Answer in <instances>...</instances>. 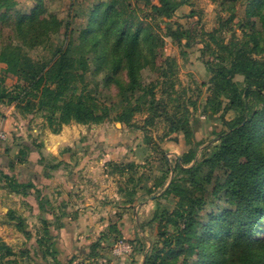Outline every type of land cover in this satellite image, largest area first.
Masks as SVG:
<instances>
[{"label": "rangeland", "instance_id": "374dc122", "mask_svg": "<svg viewBox=\"0 0 264 264\" xmlns=\"http://www.w3.org/2000/svg\"><path fill=\"white\" fill-rule=\"evenodd\" d=\"M80 1L57 0L50 5L48 1L49 12L64 20V25L62 28L55 27L53 35L43 44L32 43L24 46L34 61L51 59L56 48L66 44L67 35L63 28L66 23H71L77 28L74 42L81 43L78 39L82 28V25L78 28L80 18L68 20L72 11L80 10L83 5ZM151 1L159 3V0ZM232 2L188 0L173 17L159 19L163 28L164 44L153 61L141 70V77L137 81L140 88H136V94H147L146 104H138L133 99L131 107L127 108L126 101L131 92L125 94L116 85L108 82L111 76L109 69L96 68L93 54L101 51L96 47H101V43L96 40L94 43L87 36L82 50L86 54L89 71L85 74L81 87L84 91H91L101 104L108 108L109 115L98 125L71 123L70 133L73 138L87 139V145L84 142L80 148L81 160L78 163L83 182L88 172H92L96 178H101V183L108 187L109 192L105 193L104 198H100L97 208L93 207L91 211L83 210L82 207L76 209L74 206L60 207L56 204L51 205L53 207L50 211L45 212L48 206L46 207L44 200L40 201V198L44 199L41 189H36L34 198L38 201L37 214L26 200L28 195L20 194V200L14 202L21 204V211H10L21 219H12L9 212L0 219V241L4 244L3 252L7 255L2 260L3 264H145L146 257L154 249L164 248V238L167 233H173L176 227L168 223L169 214H165V219L161 214L165 211L172 214L176 209L177 199L164 195L160 188L149 191L167 169L164 156H168L175 164V158L180 154L198 150L200 161L204 154L209 155L212 149L220 144L215 142V139L225 130L222 113H214L210 109L217 105L218 98L222 100V97H217L214 74L204 62L211 59V51H207L206 57L202 58L200 40L204 38L209 41L211 49L221 55L227 53L217 42L227 44L232 39L237 40L243 32L248 35L247 39L260 33L261 40H264V11L258 14L259 10L252 6V0ZM138 3L140 6L145 5L143 1ZM232 4H235V10L232 9ZM85 5L87 4L83 6ZM17 10L24 14L28 8L19 3ZM193 12L196 14L192 15ZM15 13L13 12V19L4 20L0 12L2 44L10 41V38L21 44L20 38L13 35L11 26L12 22H15ZM231 15H234L235 19L228 22V27H223ZM248 19L255 23L254 30L250 29V25H246ZM169 31L181 36V43L175 42L169 36ZM208 33H215L221 41H216L217 39L210 37ZM253 58L264 63L263 53L255 54ZM123 80L129 82L127 75ZM235 81L244 83L245 77L236 76ZM19 83L20 80L16 76H7L4 86L7 90H12ZM209 100H212L211 105L207 104ZM225 105L226 101L223 100V107ZM235 115V111H229L225 117L231 120ZM173 119H180L182 122L187 119L188 128L192 130L191 136L186 137L179 132L169 134L175 126ZM15 120L18 123L16 127L22 131L20 138L33 139L37 147L41 145L37 143L40 137L52 131L46 118L38 112L18 113ZM88 140L92 141L91 145H88ZM112 158L120 160H108ZM126 159L135 161H124ZM51 166L52 171L58 170L57 163H52ZM229 173V169L223 165L215 169L202 166L198 175L211 178L209 187H218L228 181ZM1 177L5 180L4 175ZM234 209L236 205L230 203L223 188L218 193L216 205L211 211L218 217L224 216L226 210ZM156 211L159 212L157 218ZM43 214L49 216L50 221L45 215L43 217ZM126 216L131 219L129 226L122 224ZM210 217L212 216L208 215L207 219ZM72 222L77 224L73 227L75 232L77 231L74 237L75 249H72L70 243L63 245L59 241L61 229L67 226L70 228L69 224H73ZM119 241L129 243L131 252L115 254L114 246ZM53 244L56 252L53 250ZM153 260L155 261V258L149 264H154Z\"/></svg>", "mask_w": 264, "mask_h": 264}, {"label": "trees", "instance_id": "16d2710c", "mask_svg": "<svg viewBox=\"0 0 264 264\" xmlns=\"http://www.w3.org/2000/svg\"><path fill=\"white\" fill-rule=\"evenodd\" d=\"M139 1L145 5L140 6ZM225 1L234 3L237 0ZM80 2L88 6L81 5L80 10L72 11L68 20L80 18L78 28L80 25L82 28L78 39L81 43L74 42L77 28L66 23L63 27L67 35L66 44L56 48L51 59L34 61L24 46L48 41L53 29L62 28L64 20L49 12L46 0H36L29 14L17 10L16 0H0L2 19L11 20L13 12H16L15 22L11 24L12 33L21 40V44H17L14 38H10L2 44L0 32V63L6 66L2 72L4 75H0V103L13 105L17 114L41 113L55 134L73 122L101 124L109 115L108 108L91 91H84L81 87L89 71V63L82 50L87 36L94 43L95 40L101 43V47L96 45L101 51L93 54L96 68L109 69L111 76L108 82L125 94L131 92L130 98L127 97V108L131 107L133 99L146 104L147 94H136V88H140L137 81L141 70L153 61L164 44L159 19L173 17L188 0H159L158 4L151 0ZM251 4L259 10L258 14L264 11V0H252ZM232 7L236 9L235 4ZM234 19L235 16L231 15L223 27H228V22ZM246 25H250L251 30L255 29L251 19ZM168 34L175 42L181 43V36L171 31ZM207 35L221 41L215 33ZM260 36L258 33L247 39L248 35L243 32L241 37L227 44L218 41L227 55L212 50L210 42L204 38L200 40L202 58L211 51V59L204 62L214 74L217 97H222L210 109L214 113H222L225 130L215 139L220 144L209 155L204 154L200 161L198 150L180 154L175 158V164L164 156L167 169L149 191L160 188L164 195L177 199L172 214L168 211L161 214L163 219L165 214H169L168 223L176 229L167 233L163 240L164 248L154 249L146 257L145 264L154 258V264H264V63L253 58L255 54H264V40ZM9 74L20 80L12 90L4 86ZM125 75L129 82L123 80ZM236 76L245 77V82H236ZM223 100L226 101L224 107ZM211 103L209 100L207 104ZM229 111L236 114L231 120L225 117ZM173 121L175 126L169 134L179 132L186 137L191 136L187 119ZM188 141L190 143L191 139ZM25 154V149H22L20 156ZM221 165L230 171L228 181L223 185L209 187L211 178L198 175L202 166L215 169ZM4 178L14 193L27 195L30 190L37 189L31 182L20 183L6 174ZM223 188L236 209L226 210L224 216L216 217L211 209ZM208 209L211 212H207ZM9 214L12 219L18 218L13 211ZM158 215L156 211L155 217ZM208 215L212 217L207 219ZM3 248L0 241V264L7 256Z\"/></svg>", "mask_w": 264, "mask_h": 264}, {"label": "crops", "instance_id": "0c3cea01", "mask_svg": "<svg viewBox=\"0 0 264 264\" xmlns=\"http://www.w3.org/2000/svg\"><path fill=\"white\" fill-rule=\"evenodd\" d=\"M48 1L50 5L57 0H46L47 7ZM16 2L20 3L24 8H28L24 12L26 14H29L36 4V0H16ZM25 2L26 4H24ZM51 12L54 11L51 10ZM5 67L3 63H0V75ZM9 76L14 77L10 74ZM16 115L14 106L11 108L9 105L6 106L0 103V134L5 135L4 139H0V219L10 210L21 211L22 209L21 204H15L14 202L15 200H20V194L10 190L5 180L1 177L4 174L15 176L20 183L31 182L37 189H41L44 199L40 198V201L44 200L46 207L48 206L46 210L44 208L45 212L50 211L53 207L51 205L56 204L60 205V207L65 205L74 206L76 209L82 207L86 211H91L93 207L97 208L100 198H104L105 193L109 191L107 190L108 187H104V184L101 183V178H96V175L92 172H88V175L85 176V182H83L78 163L81 160L79 154L82 149L80 148L84 145V142L87 145L85 141L87 139L73 138L70 133V130H72L71 124H68L64 125L57 134L48 131L46 136L42 138L38 136L40 140L37 143L41 145L37 147L33 139L20 138L22 131L20 132V129L18 130L16 127L18 124L15 120ZM75 124L77 123H72V125ZM88 143V145H91L92 141L88 140ZM22 149L26 151V155L23 157L20 156ZM108 160L117 162L120 159L112 158ZM124 161L133 162L135 160L126 159ZM52 163H57V171H52L50 168L53 167L51 166ZM99 184L101 185L99 186ZM35 192V189L30 190L26 200L28 204L30 203L33 206L34 213L36 212L35 214H37L39 207L37 199L34 198ZM28 214L31 213L28 212ZM44 215L42 216L44 217ZM46 217L50 221L49 216ZM122 224L129 226L131 224L130 216L124 217ZM69 225H71L70 228L67 226L61 229L59 241L63 245L70 243V246H73L72 249H75L74 237L77 231L75 232L73 227H76L77 224ZM1 226L0 223V228Z\"/></svg>", "mask_w": 264, "mask_h": 264}, {"label": "built area", "instance_id": "2783aa9c", "mask_svg": "<svg viewBox=\"0 0 264 264\" xmlns=\"http://www.w3.org/2000/svg\"><path fill=\"white\" fill-rule=\"evenodd\" d=\"M4 138H5V135L0 134V139H4ZM129 252H131V247L129 246V243L125 241H119L114 246V253L117 255H122V254L129 253Z\"/></svg>", "mask_w": 264, "mask_h": 264}]
</instances>
